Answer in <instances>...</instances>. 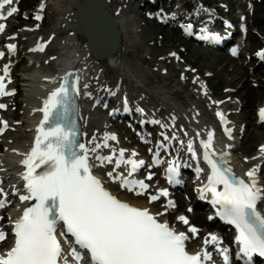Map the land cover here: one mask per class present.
I'll return each instance as SVG.
<instances>
[{
    "label": "snow or ice",
    "instance_id": "obj_1",
    "mask_svg": "<svg viewBox=\"0 0 264 264\" xmlns=\"http://www.w3.org/2000/svg\"><path fill=\"white\" fill-rule=\"evenodd\" d=\"M13 3L14 0H0V20L17 13L15 6L8 7L6 13L3 11L6 5ZM35 19L39 20L41 16L37 15ZM191 27L188 25L187 30ZM5 28L6 24L0 23V32ZM202 38L220 39L218 34L211 32ZM7 48L14 52L16 45L9 44ZM32 50L43 51L44 45ZM258 54L264 55V52ZM3 56L4 52H0V57ZM8 72L9 66L5 65L4 75H0V96L12 94L5 90ZM71 75L66 74L60 85L43 101V107L39 109L43 119L36 128L34 144L29 152L22 154L24 158L20 164L23 170L18 175L24 181L25 191L22 194L16 189L13 194L18 195L21 202L34 203L24 207L17 218H10L14 242L9 249L0 252V264H84L85 254L90 264H207L212 258V253L207 251L208 245L216 247L224 264H230V248L222 247L221 238L217 235L210 233L204 240L205 247L190 253L186 250V241L190 237L183 231L178 232L167 221L159 220L158 217L164 213L153 214L148 208L120 200L107 190L101 178L93 174V167L113 165L106 175L119 183L122 189L144 195L150 187L144 179L134 178L146 163L135 158L138 155L135 150L127 157L124 148H111L108 155L99 154L101 149L111 147L110 141L117 140L115 134L105 132L99 140L93 135L87 143L78 139L83 135L75 119L78 113L75 103L79 94L78 77L70 81ZM6 107L0 104V109ZM137 111L144 110L138 108ZM259 114L264 119V108L259 110ZM216 115L224 121L223 113L217 112ZM0 125V132L8 127L6 121H0ZM226 131L230 133V130ZM184 135L187 136L186 131ZM213 139L214 134L210 131L206 139L199 142L202 159L210 169L200 192L202 196L210 194L211 202L218 206V214L235 226L236 256L244 264H252L254 256L264 257V213L258 210V202L264 200V185L260 184L257 175L260 165L246 172L247 179L238 177L228 160L223 158L226 154L216 158ZM167 141H176L196 158L194 141L189 139L185 143L173 133L158 143L154 165L165 162L159 150L169 151ZM260 151L264 154V145ZM167 164L169 184L180 183L177 179L178 161L173 158ZM122 165L130 166L127 175L117 171ZM153 175L149 172L146 179L151 180ZM168 196L167 189H158L156 194L149 195V202ZM6 197L7 193L0 188V208L6 207ZM172 207H175V202L169 199L165 211ZM177 219L186 225L189 223L183 215ZM189 232L195 235L198 229L190 226ZM69 234L73 238L71 241L66 239ZM7 235L0 229V242L6 241ZM62 239L69 244L67 252Z\"/></svg>",
    "mask_w": 264,
    "mask_h": 264
},
{
    "label": "rangeland",
    "instance_id": "obj_2",
    "mask_svg": "<svg viewBox=\"0 0 264 264\" xmlns=\"http://www.w3.org/2000/svg\"><path fill=\"white\" fill-rule=\"evenodd\" d=\"M17 1L20 4L21 12L12 18L8 32H5L0 37L3 42H7L9 39H17L19 43L21 52L12 57L11 61L13 64L17 63L14 76L18 78L27 68L36 66V63L29 65L28 61L29 56L27 52L33 42L34 44L40 41L45 42L47 44L44 48L45 56L50 59L60 52L61 49L58 42L66 32L60 25L62 24L60 23L62 21L60 19L64 18V15L58 12V7L61 5V7L65 8L69 6L74 8L80 0H62L61 3H57L58 0ZM127 1L134 2L141 13V21L136 24L139 30L142 29L139 32L141 44L136 43L132 37L128 39L125 34L122 36L121 44H123V47L127 43L130 44L129 54L126 56V61L129 64L141 60V67L148 69L143 76L148 89L165 90L176 101L182 102L185 106L196 103L202 111V117L210 124L213 123V120L215 122L214 112H210L206 101L194 92L196 85L190 80V77L193 76L204 78V81L209 85V91L212 92L211 96L213 100L225 102L229 108L228 113L232 119L234 131L239 135V139L236 142L239 154H243L247 158L252 157L253 152L258 149L261 137L256 131L261 126L255 124L254 112L264 100V65L259 64L260 58L257 57L258 53L264 50V32L261 30V25L264 23V0H205V4L202 3V0H162L156 7L152 5L143 7L144 0ZM108 3L112 9L117 11L119 7L125 4V0H108ZM198 3L208 10L213 11L215 9L213 14L210 15L213 18L216 16H227L230 19L236 18V21H238L242 18L243 13L248 17L247 38L238 57L232 58L228 54V49L216 50L205 47L203 44L195 41L191 31L188 30L186 33V22H188L189 15L198 8ZM207 3L208 5H206ZM31 4L33 5L30 6ZM41 4L46 8L44 11L45 18L37 20L35 17L38 15L37 11ZM177 13H182L185 16L181 15L177 18V22L169 23L162 21L163 17H171ZM33 29L36 31L32 33L31 30ZM251 45L253 46L251 47ZM178 50L179 53L173 59H170V54ZM170 60L173 62V65L171 70H168V62ZM41 63L43 68L48 67L45 61L41 60ZM99 67L102 68L99 72L102 86L115 89L116 85L118 86L123 83L120 81V75L116 71L109 68L105 69L102 66ZM167 70L171 72L170 76L164 73ZM184 74L188 79H182ZM20 83L21 80L18 78L16 84L18 88H20ZM122 91H126L132 99L147 98V103L151 105L149 106L150 112L158 109L159 120H162L163 125L150 130L148 136H153L154 139H148L154 142L161 135L163 137L169 133L164 127L168 112H172L169 105L164 104L150 91L148 93L140 91L130 80H127L124 84ZM25 99V94L20 89L18 95L11 101L12 104L9 111L14 114L15 120H19L24 116ZM120 99V96L117 97L114 103L110 104L106 109L101 110L97 108L98 116L101 117L100 123L102 128L93 127L92 129L99 140L102 139L105 132L111 130L108 128L109 123L117 125V130H119V126H123L124 131L122 132L121 139L130 147H139L141 143L137 132L144 118L138 117V121L135 119V126L138 129L134 131H132L130 126L131 121L128 119L124 125L121 124L120 119H117L116 122H104V119L106 120L107 116L111 115L109 109L114 106L115 102L118 103ZM251 108H253V118L249 114V112H252ZM9 111L7 112L9 113ZM127 112L128 110H126ZM150 121L152 122L153 119H146V124ZM181 123L184 127L188 126L187 122L181 121ZM216 126L218 129L217 124ZM179 128L181 127L176 126V129ZM117 130L116 132H119ZM160 133L162 134L160 135ZM24 137L25 134L23 132L9 129L4 135L0 136V152L14 144H23ZM145 149L146 152L148 145L145 146ZM262 172L264 175V165ZM158 178L159 176L154 179V182L157 183L159 181ZM177 194L181 198L180 209L170 213L173 218L176 219L182 212L189 214L191 207L194 208L193 210H197L193 204L191 206L187 205L191 197H194L192 188L185 189ZM144 199L148 200L147 194ZM157 205L159 207L160 202ZM3 216L6 221L4 213ZM205 218L206 213L202 212V215L192 219L199 226V230L203 228L201 224H203ZM183 227L187 229L188 224H184ZM213 227L215 226H210V228ZM234 264L239 263L234 262Z\"/></svg>",
    "mask_w": 264,
    "mask_h": 264
},
{
    "label": "bare ground",
    "instance_id": "obj_3",
    "mask_svg": "<svg viewBox=\"0 0 264 264\" xmlns=\"http://www.w3.org/2000/svg\"><path fill=\"white\" fill-rule=\"evenodd\" d=\"M15 1V0H14ZM162 0H144L143 7L147 5H152L153 7H156L157 4H160ZM196 1V0H195ZM62 0H58L57 3H61ZM111 12L114 14L118 28L121 35V40L123 34L127 36L129 39L132 37L135 39V42L138 44L140 43V35L139 32L142 29H138L136 24L141 21V13L139 11V8L137 5H135L134 2H130L125 0V4L118 8V10H114L110 7L108 0H106ZM205 0H202V3L205 4ZM198 8L192 12L188 17V22H186L185 25V31L188 32L187 26L191 25V31L194 32L198 28V30L202 32L205 31V27L209 24L212 17H210L211 14H213V11L208 10L202 6V4L198 3ZM180 6V5H179ZM58 12L64 15V18H61L62 20L60 23L63 30L66 32L63 38L59 40L58 45L60 46V52L54 56L52 59L45 56V49L43 51L32 49H37L38 45H41L43 41L38 42L37 44L32 43L30 48L28 49V56H29V65H33L36 63V66L33 68H27L24 72H22L19 75V79L21 80L20 89L25 94V105L23 114L24 116L21 117L19 120L14 119V114L12 112L9 113L6 112H0V121H6L8 125H10V129H13L15 131H20L25 134V137L23 139V144H14L13 146H9L6 149H4L2 152H0V188H3L5 192L7 193V205L3 208L4 214L6 216L7 222L4 223L2 226L4 229H7L8 224L11 219L17 218L21 213L24 207L28 206L29 201L21 202L18 195H14L13 192L18 189L20 193H24L23 184L24 181L20 178L18 173L23 170V166L20 164V161L24 158L22 154L27 153L30 151V148L33 144L34 137L36 135V128L40 124V121L42 119L43 113L39 111L43 107V101L48 97V95L59 85L61 82L64 74L69 71L73 70L77 73L79 77V84L80 89L82 91H85L87 88L92 86L94 90H98V98H100V105L93 106L94 99L91 102L84 101L82 103V112H81V119H82V125H83V138L82 142L87 143L89 140L92 139L94 134L93 127L94 128H102V125L100 123L101 117L98 116V110L96 107H99V109L102 110L104 108L105 100L107 99L108 102L114 103L115 98L113 96H119L122 98L123 96H127L129 100V104L127 102H124L120 100L116 106H114V109L116 111L115 114L111 116H107L106 120L104 119V122H116L117 119L121 120V124L124 125L126 122V119L128 117V114L124 112V108L131 109L132 112L135 114H138L139 111H137L138 108H142L147 110L143 114L140 115L141 117H145L146 119H153V121H160L159 124L153 123L152 125L147 124L146 125V132H148L156 127H161L163 125L162 120H159V113L157 112L158 109H155L154 111L150 112L149 105L147 103V98L142 99H132L129 94L126 91H122L124 89V84L127 82V80H130L133 82L136 87L140 91H144L148 93L150 91L158 97L164 104H167L171 107L172 112H168L167 118H166V124L168 127H165L170 134V137L173 135V133L176 134L178 140H183L185 143L191 139L195 140V148L198 151V155L202 157V148L200 147V140L206 139L208 132H212L214 134L213 139V146L217 153V155L220 156V154H226L223 158L228 160L234 168L241 173L242 175H245L246 172L250 169H252L256 165H260V170L258 171V177L261 178V185L264 182V175L262 174L263 171V165L261 164V160L264 159V154L261 153L260 149H256L253 152L252 157L247 158L243 154H239L238 150V144H236L238 136H235L234 132V126L231 123L229 126L230 133L227 131V135L224 136L223 134H220V132L217 129L216 124L218 123V118L216 113H226L228 112V106L225 102H220L219 100L214 101L211 93L209 91V85L204 81V78L193 76L190 77V80L195 83L194 92L202 99H204L207 103V108L210 112H214V118L215 122L213 120V123H207L205 119L202 117V111L198 108V105L196 103H191L188 106H185L182 102L176 101L172 95L165 91V90H159V89H148L146 85V81L144 80L143 76L146 74L145 71L148 69H145L141 67V60H138L136 62H133L132 64H129L126 61V56L129 54V47L130 44L127 43L125 47H123V44H121L120 40V48L118 52L104 60H98L96 59L87 43L85 41H80L79 37L75 34L74 31V22L72 20V6H69L68 8L61 7V5L58 7ZM62 8V9H61ZM61 10V11H60ZM185 16L182 13H177L174 16H165L167 22H177V18L180 16ZM70 20V22H69ZM236 20V18H234ZM246 20H248V17H246ZM245 20L244 26H248V22ZM242 21H239L241 23ZM237 25L229 26L224 28V32L229 31L230 29L233 30L232 36L229 37V39L234 43L233 37L235 35L240 36L241 38L240 42H238L239 48H242L245 39L247 38V35H244V37H241V31H243L244 34H246L245 27ZM261 30L264 32V23L261 25ZM36 30L33 29L31 32H35ZM261 32V31H260ZM261 32V33H262ZM251 36V35H250ZM167 38V37H166ZM165 38V39H166ZM145 39V38H144ZM236 43V42H235ZM253 45H251L252 47ZM261 52H264L262 50ZM260 52V53H261ZM179 53V50L170 54V59H173L177 54ZM175 54V55H173ZM222 56V55H219ZM224 56V54H223ZM232 57V56H231ZM259 59V64L264 65V55H257ZM235 58V57H232ZM41 60L45 61L47 63V68L42 67ZM49 64V65H48ZM173 65V62L171 60L168 62V70H171ZM99 66H102L103 68L112 69L120 75V81L123 82L120 85H116L115 89H109L105 88L101 85V76L99 72L102 70ZM164 71V73L167 76H170V71ZM182 79H188L185 74ZM87 85V87H85ZM147 89V90H146ZM92 91V90H87ZM113 91V92H112ZM147 100V101H146ZM264 107V100L261 104H259L258 108L254 112L255 115V124L257 126H261V128H257V134L260 136V133L264 132V129L262 126H264L263 122H260V114L259 110ZM96 108V109H95ZM110 110V109H109ZM252 112H249V114L253 118V108H251ZM108 113V112H107ZM142 113V112H140ZM249 115V116H250ZM137 118V116L135 117ZM187 122L188 126L184 127L181 123ZM96 125V126H95ZM108 125V124H107ZM115 124L108 125L109 129H112L108 133H113L118 136L116 141H110V148H104L100 150V153L106 155L109 154L111 148H115L119 150L120 148H124L127 150V152L131 155L133 150L138 149V152L141 151V153H138V157L140 159H145L146 154L143 151L144 149V143L139 144V147H130L129 145H126V142H124L121 139L122 132L124 131L123 126H119V130L116 129ZM176 126H180L181 128L176 129ZM2 127V125H0ZM119 132H116V130ZM187 132V136L184 135V132ZM263 131V132H262ZM121 132V133H120ZM145 132V131H144ZM199 133L200 135L197 136L196 134ZM162 134V133H160ZM96 136V135H95ZM166 136V135H165ZM97 137V136H96ZM257 137V136H256ZM255 137V138H256ZM98 139V137H97ZM162 139V138H159ZM17 143V142H16ZM178 144V143H177ZM179 152L183 160L185 161L186 165H189L191 162L189 153L186 151L185 147H181L179 144ZM15 150V151H14ZM99 153V154H100ZM127 155V154H126ZM247 158V159H246ZM92 163H95L93 160ZM113 165H106L105 167H93L92 170L96 173H100L99 178L102 179L104 182V186L110 190V192L113 195H116L117 198H119L122 201L128 202L132 205H135L137 207L141 208H148L151 212L155 213H164V207L162 209L157 208L156 202H149V199H144L146 193L144 195H134L132 192H128L127 190H123L119 187V185L113 183L111 179H109L106 175L108 171L112 170ZM123 170V167L120 168V171ZM188 174V171H184L183 176ZM155 180H152L151 190L152 192H157L158 183L154 182ZM197 191H199V187L196 188ZM178 195V194H177ZM194 204L197 207V210H194L193 212H190L188 215L190 217L196 218L200 215H202V212L204 211V208L199 200L196 197H191V200L188 202L187 205ZM199 208V209H198ZM161 221H167L171 227L176 229L178 232L183 231L185 232L190 238L188 239V247L190 251L193 253L201 251L202 248L205 247L204 240L206 237H209V234H216L215 229L216 227L210 228L212 225V222H210L209 219H204L203 228L198 231V234H192L189 232L190 224H188V228L184 229V223L182 221H179L177 218H173L171 214L164 213L163 215L158 217ZM221 233L226 236V232L222 229ZM227 237V236H226ZM227 239H229L227 237ZM232 246V243L230 240H227L226 245H221L222 247H229ZM9 247V243H2L0 244V252H4ZM210 250H213L215 253V256L218 257V252L216 250L215 246H207V251L210 252ZM211 259L207 262V264H222L221 261Z\"/></svg>",
    "mask_w": 264,
    "mask_h": 264
},
{
    "label": "water",
    "instance_id": "obj_4",
    "mask_svg": "<svg viewBox=\"0 0 264 264\" xmlns=\"http://www.w3.org/2000/svg\"><path fill=\"white\" fill-rule=\"evenodd\" d=\"M75 33L98 60L115 55L121 35L117 20L105 0H82L73 11Z\"/></svg>",
    "mask_w": 264,
    "mask_h": 264
},
{
    "label": "trees",
    "instance_id": "obj_5",
    "mask_svg": "<svg viewBox=\"0 0 264 264\" xmlns=\"http://www.w3.org/2000/svg\"><path fill=\"white\" fill-rule=\"evenodd\" d=\"M33 4H31L30 6H32Z\"/></svg>",
    "mask_w": 264,
    "mask_h": 264
}]
</instances>
